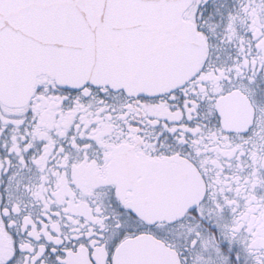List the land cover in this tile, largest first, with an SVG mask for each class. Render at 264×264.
I'll use <instances>...</instances> for the list:
<instances>
[{
  "label": "snow or ice",
  "instance_id": "6c2138e0",
  "mask_svg": "<svg viewBox=\"0 0 264 264\" xmlns=\"http://www.w3.org/2000/svg\"><path fill=\"white\" fill-rule=\"evenodd\" d=\"M0 264H264V0H0Z\"/></svg>",
  "mask_w": 264,
  "mask_h": 264
}]
</instances>
